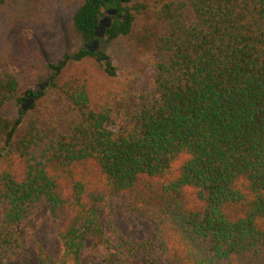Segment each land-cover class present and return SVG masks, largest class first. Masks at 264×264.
<instances>
[{"label":"trees","instance_id":"obj_1","mask_svg":"<svg viewBox=\"0 0 264 264\" xmlns=\"http://www.w3.org/2000/svg\"><path fill=\"white\" fill-rule=\"evenodd\" d=\"M58 1L20 0L16 17L41 24ZM107 8L117 12L104 40L153 62L151 83L130 99L128 126L91 107L87 75L72 68L91 57L115 76L110 55L87 46L103 38L94 31ZM68 37L80 46L44 65L47 100L42 85L23 86V55L0 60L8 239L42 200L60 254L34 242L38 264H83L89 237L104 246L103 264H264V0H81ZM111 198L152 226L149 239L103 230L98 210Z\"/></svg>","mask_w":264,"mask_h":264},{"label":"rangeland","instance_id":"obj_2","mask_svg":"<svg viewBox=\"0 0 264 264\" xmlns=\"http://www.w3.org/2000/svg\"><path fill=\"white\" fill-rule=\"evenodd\" d=\"M80 1L60 0L49 3L46 6L48 21L30 26L23 25L16 17L20 0H6L0 7V60L4 55H23L27 64L22 63V84L33 90L42 85V90L47 91L42 101L50 97L51 90L47 81L50 71L45 70L44 65L61 58L64 53H73L80 46L79 42L68 37L69 18ZM97 47L110 55L111 66L115 68L114 77H108L98 70L91 57L76 61L72 68L81 69L87 75L91 107L96 110L108 109L118 127L128 126L132 95L152 81V59L137 49L106 42L104 37L97 42ZM98 218L103 230L112 236L120 235L135 244L151 237L152 226L119 199L111 198L108 206L98 210ZM9 228L1 225L0 215V232L6 233ZM15 228V238L8 239L9 236L5 234L10 244H4V238L0 239V264H38L34 242L39 243L52 259L58 258L60 240L42 200L29 207L27 219ZM105 253L104 246L95 244L89 237L85 242L83 264H103Z\"/></svg>","mask_w":264,"mask_h":264},{"label":"water","instance_id":"obj_3","mask_svg":"<svg viewBox=\"0 0 264 264\" xmlns=\"http://www.w3.org/2000/svg\"><path fill=\"white\" fill-rule=\"evenodd\" d=\"M104 12V16L99 20V23L94 31V35L97 38H101L104 36L106 29L110 26L112 17L116 14L117 10L115 8H107ZM97 42V40H93L87 46L93 50L96 47ZM33 100V97H29L26 101L22 102L21 110L26 111L33 103Z\"/></svg>","mask_w":264,"mask_h":264}]
</instances>
